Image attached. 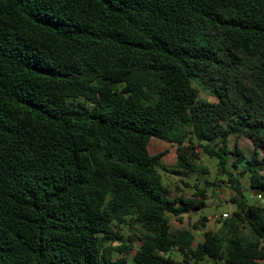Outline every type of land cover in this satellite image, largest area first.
<instances>
[{"label":"trees","instance_id":"1","mask_svg":"<svg viewBox=\"0 0 264 264\" xmlns=\"http://www.w3.org/2000/svg\"><path fill=\"white\" fill-rule=\"evenodd\" d=\"M152 140L178 169L218 161L226 233L172 230L205 192L170 197ZM260 149L264 0H0V264H260L264 208L240 182L264 192Z\"/></svg>","mask_w":264,"mask_h":264},{"label":"rangeland","instance_id":"2","mask_svg":"<svg viewBox=\"0 0 264 264\" xmlns=\"http://www.w3.org/2000/svg\"><path fill=\"white\" fill-rule=\"evenodd\" d=\"M201 89V100L210 104L218 103L217 98L212 96L209 91H207L204 87H202ZM159 142L160 141L158 140H152L151 149L153 150V152L158 153L163 150L170 151L169 145L163 143L161 144ZM228 143L230 150L238 147L248 158H250L252 153L254 152L252 141L245 136H237L235 134H232L228 138ZM195 145L197 146L198 143H195ZM197 153L201 161V164H198V168H206V173L201 171L200 169H198L197 172L178 169L176 167V152H170L167 154L164 159L166 169L161 170L164 185L167 187L170 197H175V195L180 194L181 196L187 199H191L194 202H199L200 200H202V196H200L199 194L200 190L203 189L205 192V199L203 200L205 203L204 207L200 209H193L188 215H184L181 220L168 215L173 231H178L183 228L192 231L195 236V241L193 244L194 247H196L197 244L204 239V232L206 231L218 232L223 234L226 233L227 228L224 225V220L216 219L215 216L216 214L227 213L229 215V218L227 219L229 221H233V213L236 210L235 205L231 202V199L235 197V192L228 182V175L222 174L219 171V164L216 159H210L209 157L205 156L200 148H198ZM262 158H264V151L260 149L258 160H261ZM228 159L229 163H232L234 159L233 155L230 154L228 156ZM240 170L241 169H239L238 171H234L235 174L237 175ZM261 173L264 174V171H262ZM240 182L247 202L249 204L264 208V200L261 201L257 197L251 198L253 193L248 187L247 178H241ZM238 227L240 229V232L244 236L250 239H254L255 236L249 225L238 224ZM114 230L124 237L128 245L131 244L130 236L132 235V232H129L125 227L117 226H114ZM134 253L135 249L133 248L129 252L127 258L131 260ZM114 256L117 257L118 254H115ZM173 257L179 259V253L174 252ZM260 264H264V261H261Z\"/></svg>","mask_w":264,"mask_h":264},{"label":"built area","instance_id":"3","mask_svg":"<svg viewBox=\"0 0 264 264\" xmlns=\"http://www.w3.org/2000/svg\"><path fill=\"white\" fill-rule=\"evenodd\" d=\"M255 197H257L258 199L262 198L260 195H258V196H253L252 195L251 196V198H255ZM228 217H229V215L227 213L216 214V216H215L216 219H225V218H228Z\"/></svg>","mask_w":264,"mask_h":264},{"label":"crops","instance_id":"4","mask_svg":"<svg viewBox=\"0 0 264 264\" xmlns=\"http://www.w3.org/2000/svg\"><path fill=\"white\" fill-rule=\"evenodd\" d=\"M170 152H175V151H169L168 153H170ZM167 156V155H166ZM165 156V157H166ZM165 157H164V159H165ZM164 159H163V162H164ZM252 195L253 196H258V195H260L262 198L260 199L261 201H263L264 200V192H261V191H256V192H254V191H252Z\"/></svg>","mask_w":264,"mask_h":264}]
</instances>
